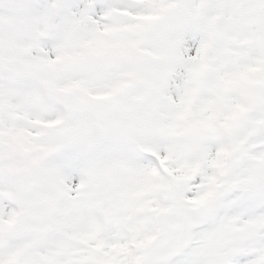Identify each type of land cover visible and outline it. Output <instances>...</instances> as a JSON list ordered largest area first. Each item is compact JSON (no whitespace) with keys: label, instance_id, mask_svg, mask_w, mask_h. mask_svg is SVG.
I'll return each instance as SVG.
<instances>
[{"label":"snow or ice","instance_id":"snow-or-ice-1","mask_svg":"<svg viewBox=\"0 0 264 264\" xmlns=\"http://www.w3.org/2000/svg\"><path fill=\"white\" fill-rule=\"evenodd\" d=\"M0 264H264V0H0Z\"/></svg>","mask_w":264,"mask_h":264}]
</instances>
